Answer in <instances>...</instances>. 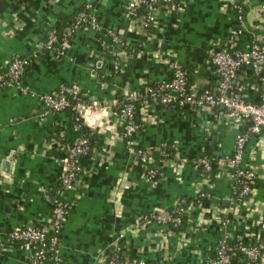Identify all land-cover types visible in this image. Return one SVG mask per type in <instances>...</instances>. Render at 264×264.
<instances>
[{"label":"crops","instance_id":"obj_1","mask_svg":"<svg viewBox=\"0 0 264 264\" xmlns=\"http://www.w3.org/2000/svg\"><path fill=\"white\" fill-rule=\"evenodd\" d=\"M128 1L0 0V67L16 55L33 59L22 81L29 92L0 85V237L16 226L48 223L47 198L66 168L67 132L74 113L67 108L41 118L38 97L78 83L90 99L106 107L83 114L94 142L83 161V180L64 194L74 202L61 234L66 264H98L118 233L140 216L178 202L190 205L180 232L152 221L125 232L123 243L131 258L146 264H202L215 254L226 232L233 241L252 240L264 246L263 133L250 134L245 145L243 165L254 167L259 178L254 196L241 203L230 173L217 162L212 172H206L197 159L208 154L219 161L233 154L236 137L247 131L248 123L238 127L228 114L208 108H148L135 134L136 144L159 147L168 142L182 160L161 159L160 174L150 183L139 157L122 138L114 114L127 91L171 76L167 57L158 60L157 53H171L189 69L191 87H213L216 75L210 60L215 44L226 41L239 24L233 5L243 4L246 32L239 46L245 48L255 38L264 42V18L258 11L264 0H176L159 8L157 22L147 31L126 16ZM87 3L96 28H81L62 54L44 51L48 33L63 27ZM109 29L116 32L117 42L107 36ZM106 38L112 42L109 52L102 48ZM239 79L256 81L250 68ZM260 97V92L249 93L252 101ZM3 160L12 162L9 173L4 172ZM200 187L209 197L197 202ZM225 219H231L227 226ZM0 264H32L30 248L17 243L1 249Z\"/></svg>","mask_w":264,"mask_h":264},{"label":"built area","instance_id":"obj_2","mask_svg":"<svg viewBox=\"0 0 264 264\" xmlns=\"http://www.w3.org/2000/svg\"><path fill=\"white\" fill-rule=\"evenodd\" d=\"M176 0H129L126 5V16L136 20L143 31H147L157 22L158 11L161 6L168 5ZM178 1V0H177ZM184 1V0H180ZM238 13L239 24L234 28L226 41L215 44L211 56V64L216 75V84L204 89L193 88L189 84L192 72L185 68L171 53L163 55L157 53L159 59L167 57L171 68V76L157 84H147L140 90L127 91L123 94L114 111L116 125L120 128L121 136L126 141L129 150L136 154L144 166V178L155 183L160 167L156 165L155 153L159 152L169 162L182 163L176 148L168 142L159 147H139L135 142V134L143 126V115L148 108L173 107L214 109L219 114H228L238 127L248 123L247 131L240 132L236 137L233 154L216 161L215 157L203 154L197 163L206 172H212L214 163H220L222 170L230 173L234 180L236 199L247 203L256 192L258 171L254 167L243 165L245 145L252 133L264 134V42L255 38L245 48L239 46L241 36L246 32L243 23V4L236 2L233 5ZM91 5L85 4L73 18L59 29H52L45 41L43 49L49 55H58L64 52L65 44L84 27L96 28V19L90 12ZM264 18V4L258 9ZM113 42L118 40L116 32L109 29L106 32ZM112 42L106 38L102 40L104 52H109ZM33 59L28 56L16 55L4 66L0 67V85L18 88L21 92H29V87L23 85V77ZM252 69L256 81L243 83L240 75H245L247 69ZM260 92L259 101H252L249 93ZM40 116L52 112H61L67 108L73 110L77 120L83 118L86 110L98 111L105 108L100 101L90 99L78 83L61 85L56 91L39 95ZM139 111V115L137 114ZM80 127L76 124V128ZM92 133L80 135L72 145L67 146L63 160L65 170L60 177V186L52 196H48L51 203V215L47 224H26L16 226L0 237V250L8 246L21 243L30 248L32 264H66L61 256V237L64 221L74 205L67 200L65 192L83 180L85 168L82 157L88 154L92 143ZM209 197L203 187H200L196 201ZM189 204L178 202L170 209L154 211L140 216L137 222L118 233L113 243L100 255L98 264H146L142 259H133L128 255L123 237L126 231L140 230L147 222H156L172 229L179 226L188 214ZM231 219H225L227 226ZM173 230V229H172ZM238 250L246 259L245 264H264V246L252 240L233 241L229 232H226L219 241L213 256L202 260V264H232L235 251Z\"/></svg>","mask_w":264,"mask_h":264},{"label":"trees","instance_id":"obj_3","mask_svg":"<svg viewBox=\"0 0 264 264\" xmlns=\"http://www.w3.org/2000/svg\"><path fill=\"white\" fill-rule=\"evenodd\" d=\"M103 78L107 79L108 77H103ZM137 114L139 115V111H137ZM77 117L78 116L76 114L73 116L71 124L68 128L67 146L72 145L75 142V140L77 139V137H79L80 135H88L89 133H91V129H89L88 126L85 125L83 118L80 117V119L77 120ZM76 124L80 125V127L78 129L76 128ZM93 142L94 141H92V143L90 144L88 154L82 157V161H84V159L91 153ZM139 147H144V146H139ZM154 155L156 157L155 163H156V165H158L160 167L161 159H166V158L164 156H162L161 153H159V152L158 153L156 152ZM59 186H60V182L56 186V188H54L50 192V194L48 196H52L56 192V190L58 189ZM184 225H185V219L183 220V223L181 225H179V226H172L171 225V227L174 231L180 232L182 230V228L184 227ZM60 237H61V235H60ZM241 257H243L242 254L238 250H236L235 254L233 256L232 264H245L246 262H243ZM104 264H107V263H104Z\"/></svg>","mask_w":264,"mask_h":264},{"label":"water","instance_id":"obj_4","mask_svg":"<svg viewBox=\"0 0 264 264\" xmlns=\"http://www.w3.org/2000/svg\"><path fill=\"white\" fill-rule=\"evenodd\" d=\"M4 172L9 173L11 170V160H3Z\"/></svg>","mask_w":264,"mask_h":264}]
</instances>
